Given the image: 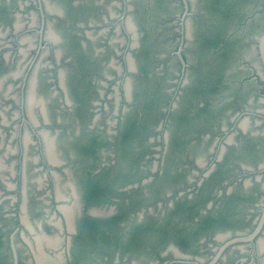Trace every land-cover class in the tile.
Returning <instances> with one entry per match:
<instances>
[{
    "label": "flooded vegetation",
    "instance_id": "af4514ba",
    "mask_svg": "<svg viewBox=\"0 0 264 264\" xmlns=\"http://www.w3.org/2000/svg\"><path fill=\"white\" fill-rule=\"evenodd\" d=\"M238 23L258 31L238 38L230 31ZM0 28V111L12 113L9 121L0 112V149L9 138L16 157L7 177L0 172V193L18 191L12 207L0 205L9 222L0 223V264H94L93 246L127 250L129 264H149L148 253L162 264H264V158L256 151L264 128L241 131L223 90L236 61L264 98L255 51L264 0H0ZM240 41L253 44L250 55L236 57ZM35 88L59 95L52 111L63 117L54 124L34 115ZM241 113L263 127L264 111ZM47 129L69 163L54 162ZM239 132L243 145L232 142ZM194 139L205 141L202 164ZM29 142L33 172L46 179L32 190ZM245 152L252 163L239 158ZM61 180L74 187L66 192Z\"/></svg>",
    "mask_w": 264,
    "mask_h": 264
},
{
    "label": "rangeland",
    "instance_id": "374dc122",
    "mask_svg": "<svg viewBox=\"0 0 264 264\" xmlns=\"http://www.w3.org/2000/svg\"><path fill=\"white\" fill-rule=\"evenodd\" d=\"M21 20L23 22L27 21V16L22 15L21 16ZM240 26V24L238 23V25L234 24L232 25L230 31L233 33V35H236L238 38H240L242 35H244V33L250 32V31H254L255 33L258 31V25L256 23H252L249 25H246V27L240 28L238 27ZM200 27V26H199ZM159 26H152V28L150 27V31H156L158 30ZM1 29V28H0ZM199 29H206L204 27H200ZM52 30L55 34L59 33V29L56 27H52ZM1 31V30H0ZM78 33V32H77ZM242 34V35H241ZM238 44V42L236 43V45ZM252 44V43H251ZM249 45L246 42H241L239 43V45L236 47L237 50L235 51V55L236 57H239L240 55H244V54H249L251 53L252 50V45ZM63 51V49H61ZM238 59V58H237ZM236 61L233 62L231 64L230 67L227 68L228 70V75L231 74L232 78L231 81L229 82L230 84H228L226 86V88H223V90H228V94L230 97V103L229 106L230 108H232V111L230 113L227 114L228 118L230 119H234L237 120V122H239L241 124V131L244 130H248L251 131L255 134H257L258 132H260L262 128H264V124L262 125L263 127H259V125L256 123V118H252V116H247L241 113V106H245L247 107L250 111H257V110H262L264 111V100L262 99L260 101L259 99V95H258V87L260 86V83L256 82L254 79V73H250V71H247L246 68L244 69H238L236 65ZM176 69L175 67H172L171 65V70ZM237 68V69H236ZM249 72V74H248ZM260 72V69H259ZM254 80V81H253ZM230 85V86H229ZM229 86V88H228ZM5 92L6 90L4 89L3 92H0V96H5ZM35 99H34V115L36 116V118L38 119V121H40V116L43 117L44 119L49 120L50 123L54 124V119L56 118H61L63 116L60 115H56V117H54L53 115V106H61V102L58 101L59 95H56V97L53 95V91H45L43 92V90H39L37 88H35ZM51 96H54L52 100ZM264 97V95H263ZM70 99H72V97H70ZM2 100V99H1ZM52 101H54V103L52 104ZM13 105V104H12ZM2 107V106H1ZM16 106L13 107V109H15ZM42 109H44V112L42 111ZM221 110V109H220ZM217 111L216 114L218 115H222L223 110L221 111ZM2 116H5L9 121L11 119L12 113L10 112H2V110L0 111ZM41 114V115H40ZM18 122V121H16ZM16 122H10L9 124H7V128L10 129L11 125H16ZM219 123V122H218ZM52 124V125H53ZM220 125L223 126H229V124L222 120ZM51 126V125H50ZM48 128V127H46ZM45 128V129H46ZM50 129V128H49ZM48 130V129H47ZM13 131L15 132L16 130L13 129ZM23 132H21L20 135L26 136V132L25 130H22ZM52 130H48L45 131V135H47L49 138L48 141H50V145H51V149L53 152L54 157L56 158V160L54 159V162L56 164H59L60 161L63 164L69 163V159L66 155V153L63 151L62 148H60L59 146L56 145L55 140H54V133L51 132ZM233 139L232 142H237V144L243 145V138L241 137L242 133H233ZM51 138V139H50ZM194 141L195 145H194V150L193 153L195 160H197L198 162H206L208 160V154L204 151V147H205V141H200L199 145H197L196 140H192V142ZM214 141V139L211 140V143ZM216 141V139H215ZM9 142V138H7L5 140V145L7 146L6 149H0V160L5 159V163H3L4 165L1 164V166H3L0 170L1 174L7 177L8 175V169L10 168L11 163L13 162V165L15 167V156H10L8 154V145L10 143ZM208 143V142H206ZM257 143V158L258 156L261 158H264V146L262 145V143L259 142V140L256 142ZM0 144H1V140H0ZM13 144V142H12ZM11 148V147H10ZM9 156H8V155ZM5 156H8L5 158ZM239 158L244 159L245 161H248V163H252V161L255 159V155L252 153H240L239 154ZM24 157H26L25 159H27V167H28V171L26 172V183H27V188L31 189L33 188V184L39 182V184H41V187L44 186V183L46 182L45 176L43 175V173L40 172H33V167L34 165L31 163V161L34 159V157H36L34 149L32 147V143L29 142L28 146H27V154L24 155ZM3 162V161H2ZM1 163V162H0ZM72 165L76 162H70ZM61 164V165H63ZM202 164V163H201ZM0 166V167H1ZM7 182L11 183V184H15L16 183V179H11V178H6ZM9 180V181H8ZM24 181V179L22 180ZM264 181V180H263ZM15 182V183H14ZM61 184H62V188L66 191L69 192V188H73L74 185L70 180H61ZM1 192V191H0ZM65 192V193H66ZM17 188H13V190H6L5 194H1L0 193V201L4 198L5 200L2 201L0 203V205L2 206V208L4 209H9L10 207H12V203L13 200L17 198ZM63 193V194H65ZM42 195V194H41ZM39 195V196H41ZM66 195V194H65ZM260 202H262V197L261 195L258 197V199ZM40 209L44 212V214H47V219L52 217V209L50 206V200L45 198L43 200V203H40ZM29 219L30 221L35 225H40V216H36L34 211L29 210ZM45 216V215H44ZM0 223L5 225V224H9L8 221H4L2 222V220H0ZM7 241V240H6ZM14 244L17 245V247L20 248L21 243L19 240H17V238H14ZM6 246L9 247L8 242H6ZM7 247V248H8ZM21 251V250H18ZM6 259L8 257V259L11 257L10 255V249H7L6 251ZM22 252V251H21ZM234 251H229L230 254H232ZM202 254L204 255H209V253L207 254V251L203 252ZM90 255L94 258H96V261L94 264H112L113 259L118 255L119 257L116 258L118 260V262H115L114 264H129V260L127 257H129V252L127 250H122L121 248H117L114 249L112 251L110 250H103L102 248H97L96 246H93L92 250L90 251ZM234 255V254H232ZM122 257V258H121ZM145 258L149 259V264H162V262L159 261V259L155 258L154 256H152L150 253H148L147 255H144ZM132 260V258L130 259ZM138 263L141 264H147L146 262H142V261H138Z\"/></svg>",
    "mask_w": 264,
    "mask_h": 264
},
{
    "label": "water",
    "instance_id": "95a60500",
    "mask_svg": "<svg viewBox=\"0 0 264 264\" xmlns=\"http://www.w3.org/2000/svg\"><path fill=\"white\" fill-rule=\"evenodd\" d=\"M255 51L260 58V62L258 64V66H259L261 74L264 78V28H263L262 32L256 38ZM263 100H264V98H263ZM55 238L57 240L55 246H58L59 245V243H58L59 238H57V236Z\"/></svg>",
    "mask_w": 264,
    "mask_h": 264
},
{
    "label": "bare ground",
    "instance_id": "6f19581e",
    "mask_svg": "<svg viewBox=\"0 0 264 264\" xmlns=\"http://www.w3.org/2000/svg\"><path fill=\"white\" fill-rule=\"evenodd\" d=\"M35 76V75H34ZM30 91H31V89H30ZM30 99V98H29ZM28 101H30V100H28ZM26 102H27V100H26ZM27 104H28V102H27ZM25 137V136H24ZM49 144V143H48ZM45 148H47V147H45ZM49 151H50V149H49ZM49 153V152H48ZM50 154V153H49ZM70 213H71V211H70ZM67 215H70V214H68L67 213ZM72 219V218H71ZM68 220H69V218H68Z\"/></svg>",
    "mask_w": 264,
    "mask_h": 264
}]
</instances>
